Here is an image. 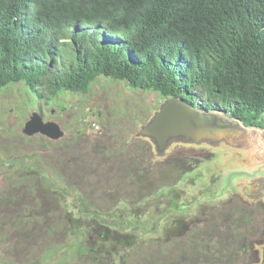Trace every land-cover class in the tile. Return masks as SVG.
<instances>
[{"label": "rangeland", "instance_id": "obj_1", "mask_svg": "<svg viewBox=\"0 0 264 264\" xmlns=\"http://www.w3.org/2000/svg\"><path fill=\"white\" fill-rule=\"evenodd\" d=\"M17 83L0 89V263L90 264L91 256H72L78 248L72 237L81 224L83 243L94 242L90 236L97 231L91 230L98 225L89 213L97 211L111 222L130 223L128 231L139 234L118 264H251L252 256L240 246L249 248L262 238L263 216L247 217L246 206L240 225L228 221L223 228L216 212L228 216L244 204L229 174L245 167V154L173 145L157 159L150 144L132 134L163 99L122 80L98 76L86 94L60 91L47 104ZM32 112L43 122H57L64 139L21 135ZM7 161L14 162L13 170ZM78 207L86 216L74 218ZM159 220L162 230L154 227ZM137 222L143 232L135 228ZM239 234L243 237L236 238ZM168 250L174 261L166 260ZM207 254L214 258L206 259ZM96 256L106 257L104 252Z\"/></svg>", "mask_w": 264, "mask_h": 264}, {"label": "trees", "instance_id": "obj_2", "mask_svg": "<svg viewBox=\"0 0 264 264\" xmlns=\"http://www.w3.org/2000/svg\"><path fill=\"white\" fill-rule=\"evenodd\" d=\"M98 76L162 99L179 96L205 109L223 108L245 124L264 126V0H0V89L23 82L47 104L60 91L86 94ZM14 165L7 161L9 169ZM77 210L74 218L86 216ZM96 212L89 213L98 225L91 230L97 231L90 236L94 242L83 243L78 225L72 256L118 264L139 234L128 231L130 223ZM154 227L162 230L163 224ZM167 253L166 260L174 261Z\"/></svg>", "mask_w": 264, "mask_h": 264}, {"label": "water", "instance_id": "obj_3", "mask_svg": "<svg viewBox=\"0 0 264 264\" xmlns=\"http://www.w3.org/2000/svg\"><path fill=\"white\" fill-rule=\"evenodd\" d=\"M20 132L28 136L39 133L50 140L66 134L57 122H43L37 112H32ZM132 137L146 140L157 159L164 158L173 145L201 149L226 147L245 154L243 162L264 166V127L245 124L226 109H205L179 96L163 98ZM259 250L258 264H264V242Z\"/></svg>", "mask_w": 264, "mask_h": 264}, {"label": "flooded vegetation", "instance_id": "obj_4", "mask_svg": "<svg viewBox=\"0 0 264 264\" xmlns=\"http://www.w3.org/2000/svg\"><path fill=\"white\" fill-rule=\"evenodd\" d=\"M264 127V126H262ZM142 140V139H141ZM191 149H194L196 147H189ZM201 149V148H200ZM203 149V148H202ZM218 155V156H216ZM214 155L213 158H218V160L221 159V157H219V154ZM242 164H244L242 162ZM229 179L230 181L232 180L233 182H235V185L238 186V196L240 198V200L244 203L243 205H241L239 208H234L232 209V212L228 215L230 217L229 219V225H233L235 223L240 225V221L244 220V208L246 206H250V208L248 209V214L246 213V216L249 217H254L257 218L260 215L263 216V228H264V166L263 165H252L250 163V161H247L245 167L238 171H233L229 174ZM234 179V180H233ZM190 211L193 209L194 204L190 205ZM177 211H179L178 209H176ZM180 211H185V210H180ZM217 214L219 213V217L221 218V220H225V216L227 215V213H225L224 210H217L216 211ZM189 215V213H188ZM238 215V216H237ZM233 218V220H232ZM250 218V217H249ZM227 219V218H226ZM250 220V219H249ZM252 220V219H251ZM237 221V222H236ZM225 222V221H224ZM194 224V223H193ZM221 226L223 228H226V224L221 222L220 223ZM205 232V230H204ZM223 238L227 237L228 238V234L227 232L224 230L223 231ZM197 233L193 234L192 237H196ZM202 236V235H199ZM235 235L233 234V237ZM238 236V237H237ZM236 238L239 237H243L240 234L237 235ZM261 239L260 238H256L255 241L253 242V245H251L249 248H251V250L248 248L249 245H247V247H245L244 244H242L240 246V251L243 254H249L250 258L253 259V261L251 262V264H258L259 263V259H260V250H259V245L260 243L264 242V229L261 232ZM203 240V239H201ZM194 241V240H193ZM229 241V240H228ZM227 241V242H228ZM248 248V249H247ZM234 250H231V252Z\"/></svg>", "mask_w": 264, "mask_h": 264}]
</instances>
